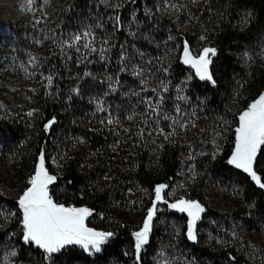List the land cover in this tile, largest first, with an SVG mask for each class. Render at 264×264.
<instances>
[{"label":"trees","instance_id":"obj_1","mask_svg":"<svg viewBox=\"0 0 264 264\" xmlns=\"http://www.w3.org/2000/svg\"><path fill=\"white\" fill-rule=\"evenodd\" d=\"M162 4L173 10H166ZM30 30L20 28L18 33ZM46 30L49 51L39 59L45 64L40 71L48 72L53 82L49 93L42 91L32 96L35 107L32 115L26 109L16 108L9 100L12 90L0 80V139L15 155L17 172L11 176L4 195L0 194L15 213L0 231V239L16 233L17 259L27 264H51L54 256L70 254L87 260V264H107L112 259L124 258L129 239L119 234L93 259L77 245L46 258L42 249L23 242L17 201L28 186L27 178L34 174L33 159L41 151L45 153L50 174L58 176L51 185L53 198L79 207L86 205L95 217L111 212L126 223L125 206L120 210H114V206L125 204L130 192L152 197L157 184L171 185L178 178L190 130L176 125L175 135L168 139L158 135L153 131L155 125L142 124L145 118L142 100L146 97L155 100L156 94L162 92V82L166 83L169 91L163 93V107L168 114L177 116L176 88L189 79V67L181 61L183 43L187 40L191 48L206 43L216 48L210 66L215 84L192 74L186 82L187 99L180 113L183 118L177 117L183 124L188 117L193 122L197 115L214 121L219 152L210 157V170L230 206L221 216L216 207L193 195L206 211L197 225V241L188 242L187 248L202 264H264V248L263 259H251L249 252L240 247L245 238L239 234L263 229L259 224H264V189L243 170L228 163L240 112L264 92V0H62L58 18L49 19ZM86 31L93 34L89 37H93L92 45L98 50L103 48V53H92L82 47L77 52L67 47L65 42L71 43L72 33ZM3 33L0 30V38ZM13 37L23 39L21 35ZM1 50L0 79L11 60V54H3ZM138 88L143 90L136 91ZM100 96L109 105L107 113L101 115L94 104ZM225 105L232 108L229 121L218 117ZM133 114L134 119H126ZM53 118L56 123L46 130V123ZM109 119L119 123L109 124ZM140 127L145 128L143 137L136 134ZM160 127L166 133L173 130L164 121ZM126 128L131 131L125 132ZM150 131L151 136L147 134ZM29 136L28 141L25 138ZM195 136L190 138L194 143ZM55 156L59 157L57 168L52 163ZM254 168L264 182V147ZM228 175L236 178L241 196H236L226 184ZM4 185L0 166V187ZM195 190V186L191 188L192 192ZM206 217L216 219L225 230L218 235L219 243L210 239L216 232L201 233ZM129 262L137 264L136 258ZM139 264H145L142 254Z\"/></svg>","mask_w":264,"mask_h":264},{"label":"rangeland","instance_id":"obj_2","mask_svg":"<svg viewBox=\"0 0 264 264\" xmlns=\"http://www.w3.org/2000/svg\"><path fill=\"white\" fill-rule=\"evenodd\" d=\"M61 4L62 0H36L35 7L32 10H29L27 7V0H0V30L5 32L3 33L5 35L0 38V48L2 49L1 52L3 54H11V60L7 65L6 74H4L0 80L3 81L6 88L12 90L9 100L16 104L17 109H26L28 112H33L35 107L32 103V96H37L42 91L49 93V84L45 79L49 76V73L40 71V69L45 67V64L39 62V59L43 58L45 52L49 51V31L46 30V28H49V19L58 18L59 7ZM162 5L166 10H173L168 4ZM41 18H43L42 22L37 24L36 21ZM20 28H31L32 30L20 34L18 33ZM11 35H21L23 36V39H19L18 37L11 38ZM74 35H77V32L72 33L70 39ZM204 47L213 46L206 43L202 46L197 45L193 47L192 50L194 54H197ZM101 55L103 56V54ZM102 59L104 58L102 57ZM30 61L33 62L30 63ZM187 66L189 67V79L183 81V83L176 88V97L178 94L185 96V90L187 87L186 82L190 80L192 74H195V70L191 68V66ZM110 88L114 89V86H111ZM154 88L155 87L152 85V89ZM155 89L157 90V88ZM178 89H182V91H178ZM139 90H143V88L136 89V91ZM177 101L179 102V107L182 109L186 99ZM100 103H102L103 111L99 109L98 105ZM94 104L97 106L100 115L107 113L109 105L106 103L103 96L97 98ZM15 112L16 111H14V113ZM14 113L11 112L9 114ZM169 115L173 117L179 115L180 119L183 118V115L180 114H177V116L173 114ZM231 115L232 108L229 105H225L219 111L218 117L224 119V121H229ZM192 119L193 122H191L189 117L184 121L186 128L190 130V135H187L188 143L186 142L185 146H183V152L181 154V169L178 178L169 185L168 189L165 190V197L169 203H171L181 197L198 200L193 197V195L201 196L206 203L216 207L217 211L222 216L228 212L230 208L229 202L224 194L221 184L214 181V173L210 170V157L213 156L214 153L219 152V137H216L214 134V127L216 125H214V121L208 117L204 119L197 115ZM194 129L200 130V132L195 133ZM204 131H206L207 134L203 136L201 133ZM191 134H196L195 137L197 138L195 139V143L190 139L192 136ZM25 139L29 141L30 136ZM3 140L4 139H0V166L5 185L0 187L1 195H4L5 190L8 189L7 185L11 176L17 173L14 170L16 157L11 152L10 147L6 146V143H4ZM35 141H37V139H35ZM38 157L39 156H36L35 160L33 159V162L35 161V164L33 165L34 170L38 163ZM58 158L59 157L56 156L52 157V163L56 168L59 166ZM112 159L115 160V157H112ZM30 176L27 178V182ZM226 179V184L232 188L234 194L236 196H241L236 178L232 175H228ZM194 186L196 190L195 192H192L191 188ZM140 193L141 192L138 193V191L130 192L125 204L114 206V210H120L125 206L126 214L124 218L126 223H123L119 218H116L111 212L104 213L103 215L99 214L97 217L94 215L89 217V227L95 228L90 224L104 226L106 229H96L100 231H110L113 232L114 235H125L129 239L127 245L124 247V258L112 259L110 263L107 264H130L129 261H133L136 258L134 237L132 233L138 231L142 227L143 220L147 214V209L151 207L152 200L154 199V195L152 197H145L144 194ZM60 203L64 202L61 201ZM66 205L75 204L68 203ZM10 206L12 205L7 200L1 199L0 197V211L3 212L4 216L8 217L7 219L0 218V231L4 230L8 225V222H10V218L12 217L8 215L9 213H12ZM158 207L160 211L154 219V228L149 243L141 252L145 264H157L158 260H160L159 254L161 252H163V258L167 259L168 264H202L201 261L196 259L187 248L188 242H195L189 240L187 237V214L170 209L163 203L158 205ZM226 219L227 218H225V220ZM220 226L222 225L218 224L216 219L206 217L204 218V226L201 233L203 235H211L213 232H216L217 235H211L210 239L216 240V243H219L221 240V237L218 236L219 233L225 232ZM259 226H263V229L260 231L239 233L243 239L245 238L244 240L247 238V241L244 242L243 240V243L240 244L241 249H246V252H249V256H251L250 258L256 259V261L263 259L262 249L264 248V224H259ZM13 233L9 234L4 239H0V254H2L0 255V260H4L7 253L13 248L17 251V245L15 243L16 233H14L15 235H12ZM234 233L235 232H232V234ZM209 241L208 244H210ZM82 250L90 255L92 259L101 253H88L84 249ZM11 259L13 264H27L19 261L17 256ZM80 259L81 258H77L70 254H66L61 258L59 256H54L51 264H87V260L84 259L81 261Z\"/></svg>","mask_w":264,"mask_h":264},{"label":"snow or ice","instance_id":"obj_3","mask_svg":"<svg viewBox=\"0 0 264 264\" xmlns=\"http://www.w3.org/2000/svg\"><path fill=\"white\" fill-rule=\"evenodd\" d=\"M36 0H27V7L32 10L35 7ZM119 19V18H117ZM43 18L36 21L37 24L42 22ZM93 34L91 32H83L82 34L74 35L71 38V43L65 42L67 47L75 48L77 52L83 49H89L92 53L104 49H97L92 45V40L89 39ZM78 45H80L78 47ZM217 50L214 47H204L197 54H194L188 41L183 43L182 62L185 65L191 66L195 70V75L201 80L210 81L215 84L210 66L212 57L216 56ZM33 61H30L32 63ZM167 72V69H164ZM137 76L141 73H137ZM49 85L53 82L51 75L45 78ZM155 92L156 90H151ZM169 91V86L162 82V92L157 93L155 100L151 97H146L142 100L145 105V118L142 124L151 127L155 125L153 131L158 135L168 139L175 135V126L180 125L185 127L179 117L169 115L163 107L164 95ZM182 91V89H178ZM177 100L187 99L185 96L177 95ZM99 109L103 111L102 103ZM175 112L181 113V108L177 104ZM29 112L28 115H32ZM134 115H128L126 119H134ZM161 121L168 122L173 128L171 132H165L163 127H160ZM119 123V121L108 120L109 124ZM151 122V123H150ZM56 121L53 118L45 125V129H51ZM125 132L131 131L124 129ZM137 136L145 135V128L140 127L137 130ZM151 136L152 132L147 133ZM264 147V93H261L258 98H255L238 117V126L235 128V145L228 163L235 166L237 169L247 173L252 181L257 186L264 189V182L257 174L254 164L258 153ZM58 179L57 175L50 174L49 168L46 166V156L44 151H41L38 157V163L35 167L34 174L28 180V186L19 195L17 204L21 212L20 223L22 225V240L25 244H34L42 249L46 258L50 259L53 254L61 252L66 246L78 245L88 253H99L102 251L110 238L114 236L113 232L100 231L96 228L89 227V217L93 215V210L86 207H77L75 205H66L60 203L53 198L50 186ZM169 188L167 183L157 184L154 188V199L151 207L147 209V214L143 220L142 227L132 233L134 237V249L136 262L139 264L141 260V252L149 243L151 233L154 228V219L160 211L158 205L166 204L170 209L177 210L180 213H186L187 222V237L189 240H197V222L201 220L202 214L206 211L205 206L198 200L181 197L174 202L169 203L165 197V190ZM9 216H15V213H9ZM0 218L7 219L0 211ZM12 235H15L14 233ZM2 255V254H0ZM18 255L13 248L7 253L4 260H0V264H13L11 258ZM160 260L157 264H168L167 259L163 258V252L160 254ZM234 259V258H233Z\"/></svg>","mask_w":264,"mask_h":264}]
</instances>
